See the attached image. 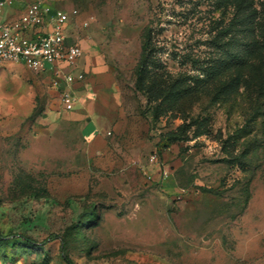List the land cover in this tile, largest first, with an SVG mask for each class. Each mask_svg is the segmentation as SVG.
Wrapping results in <instances>:
<instances>
[{
	"label": "rangeland",
	"instance_id": "374dc122",
	"mask_svg": "<svg viewBox=\"0 0 264 264\" xmlns=\"http://www.w3.org/2000/svg\"><path fill=\"white\" fill-rule=\"evenodd\" d=\"M39 1L71 16L70 42L96 60L105 141L91 152L53 113L46 74L0 61V264H264L257 72L175 102L137 75L147 27L163 79L199 74L224 16L214 1Z\"/></svg>",
	"mask_w": 264,
	"mask_h": 264
},
{
	"label": "trees",
	"instance_id": "16d2710c",
	"mask_svg": "<svg viewBox=\"0 0 264 264\" xmlns=\"http://www.w3.org/2000/svg\"><path fill=\"white\" fill-rule=\"evenodd\" d=\"M215 9L224 16L216 20L218 32L211 41L216 54L205 61L193 60L200 73L173 78L168 73L165 79L161 73L165 66L157 57L153 28H146L143 36L141 58L137 65L140 84L148 83L150 98L161 101H182L214 80L221 81V94L238 89L240 79L244 80L247 69L252 76L257 72L258 91L264 87V0H213ZM231 14V18L228 17ZM229 18V20H228ZM201 63V64H200ZM241 69V77H227L232 70ZM249 71V70H248ZM245 82L249 79L245 77ZM159 87H157L159 84ZM96 215L94 211L91 216ZM93 217H91L92 219ZM28 241H30L28 239ZM69 260L68 257H66Z\"/></svg>",
	"mask_w": 264,
	"mask_h": 264
},
{
	"label": "built area",
	"instance_id": "2783aa9c",
	"mask_svg": "<svg viewBox=\"0 0 264 264\" xmlns=\"http://www.w3.org/2000/svg\"><path fill=\"white\" fill-rule=\"evenodd\" d=\"M13 3L14 0H0V12ZM70 20L66 11L37 0L19 18L0 23V61L22 63L36 73L52 72V85L64 86L60 98L68 111L80 102L73 85L85 78L84 73L73 70L84 56V48L68 42ZM84 25L88 26L89 22Z\"/></svg>",
	"mask_w": 264,
	"mask_h": 264
},
{
	"label": "crops",
	"instance_id": "0c3cea01",
	"mask_svg": "<svg viewBox=\"0 0 264 264\" xmlns=\"http://www.w3.org/2000/svg\"><path fill=\"white\" fill-rule=\"evenodd\" d=\"M34 1L36 0H14L12 5H6L0 12V23L19 18L28 5ZM70 26L71 23L67 28V36L68 42L72 43L69 39ZM73 70L75 73H84L85 75L82 81L75 83L72 87L73 91L79 95L80 102L74 110L68 111L64 109L60 98V92L64 89V86L57 88L52 85L50 91L51 98L56 100L58 104L57 110L53 113L58 117L65 118L69 123L77 124L82 132L84 140L87 144L91 145L90 151L92 152V150L95 151L96 148L105 141V122L102 117V109L105 104L106 84L105 81H103L104 79L101 78L96 60L94 62L92 56H86L85 52L77 67ZM66 71H68V68ZM90 72L91 74L88 77L87 73L89 74ZM42 74H46V78L50 80L53 78V74L50 71L43 72ZM99 78L101 80H98ZM68 148L73 151L77 150L76 145H71Z\"/></svg>",
	"mask_w": 264,
	"mask_h": 264
}]
</instances>
